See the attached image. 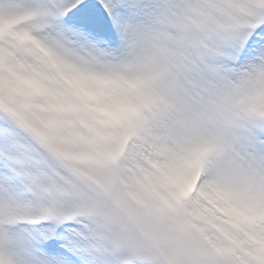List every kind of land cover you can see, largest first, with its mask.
I'll return each mask as SVG.
<instances>
[{
    "label": "snow or ice",
    "instance_id": "1",
    "mask_svg": "<svg viewBox=\"0 0 264 264\" xmlns=\"http://www.w3.org/2000/svg\"><path fill=\"white\" fill-rule=\"evenodd\" d=\"M0 264H264V0H0Z\"/></svg>",
    "mask_w": 264,
    "mask_h": 264
}]
</instances>
